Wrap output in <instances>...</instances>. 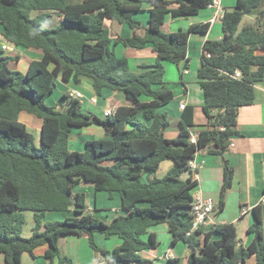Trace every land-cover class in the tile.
I'll return each instance as SVG.
<instances>
[{"label":"trees","instance_id":"1","mask_svg":"<svg viewBox=\"0 0 264 264\" xmlns=\"http://www.w3.org/2000/svg\"><path fill=\"white\" fill-rule=\"evenodd\" d=\"M213 0H0V34L14 46L41 51V60L29 63L25 73L13 70L10 62L18 56L0 55V254L6 264H22L25 253L33 255L47 246L48 264H72L63 256L59 239L70 234L87 236L91 248L114 264H154L139 254L155 251V234L148 242L142 237L152 227L168 224L172 244L183 242L189 250L186 264H246L251 256L264 264L262 210L253 208V223L248 232L254 239L248 247L239 245L234 224H218L213 231L204 227L192 235L191 206L198 182L192 177L190 161L205 148L224 158L231 139L238 135V114L252 105L255 85L264 78V0H237L222 18L224 37L203 45L199 84L204 95L202 111L208 129L191 142L195 108L186 106L180 117V131L167 139L169 115L158 109L169 104L174 94L164 81L165 63L185 62L189 68L188 41L191 34H206L210 24L192 25L187 30L166 33V17L191 18L212 5ZM150 6L146 27L134 15ZM248 16L240 35L238 24ZM57 18L53 25L52 18ZM109 20L127 24L129 38L112 39ZM121 43L142 50L152 45L157 54L153 65L130 68L127 58H119L110 45ZM240 72V78L234 77ZM92 80L98 95L104 89L121 94L128 103H109L108 113L100 118L84 112L79 99L63 94L57 105L48 106L60 79L64 83ZM27 112L42 120L41 144L19 120ZM101 126L107 137L88 141L84 151L70 149L72 128ZM174 166L163 178H151L163 161ZM144 177L148 180L144 181ZM234 171L224 160V177L218 204L225 206ZM90 183L109 197L118 193L125 215L105 223L87 214L86 195L74 193L81 183ZM72 211L62 221L43 222L47 212ZM33 213L35 225L24 238L25 213ZM44 228V229H42ZM113 235L122 244L110 252L95 242V234ZM213 233L219 234L213 240ZM179 264V260H172Z\"/></svg>","mask_w":264,"mask_h":264},{"label":"crops","instance_id":"2","mask_svg":"<svg viewBox=\"0 0 264 264\" xmlns=\"http://www.w3.org/2000/svg\"><path fill=\"white\" fill-rule=\"evenodd\" d=\"M237 0H220V9L209 6L202 9L197 16L191 18L172 19L167 16L162 30L166 33H175L179 30H187L192 25H201L209 23L210 27L206 34H191L188 41V57L190 58L189 68L184 73L185 62L176 65L170 62L165 63L164 81L167 87L174 94L173 100L158 109L159 112H167L169 115V126L165 131L167 139H175L180 131V117L182 111L181 104L193 106L195 108V125L192 128V136L197 138L201 131L207 130V119L203 114L202 107L204 104L203 91L199 84L198 71L201 67L203 54V45L206 41L221 40L224 37L222 29V18L224 13L234 8ZM150 6L145 4L144 10L134 15V19L146 27ZM106 26L110 29L112 39L129 38L133 31L127 24L118 25L107 20ZM6 45L10 50L0 52V55L18 56V61L10 62L9 66L13 70H19L21 64L26 72L31 61H38L42 58L41 51L26 49L22 46H14L5 41L0 34V47ZM119 50V58H127L130 68L133 71H139L142 65H153L157 60V54L154 52L152 45L148 44L142 50L127 48L118 43L114 46ZM264 55V52H260ZM173 64V65H171ZM24 72V73H25ZM57 87L47 99L51 101L50 106L57 105L63 94L68 95L70 91H78L82 94L79 99L82 103L84 112H92L100 118L108 114L109 103L117 101V106H124L128 103L123 96L116 91L104 89L101 95H98L92 86V80L87 77H81L80 82L68 83L56 80ZM255 98L252 105L241 108L238 114L237 131L231 139L228 151L224 158L219 155L209 153L210 148L198 151L194 157L196 168H190L191 171L184 172L183 179L192 177L198 182L197 192L204 197L212 198L216 203V210L211 216V222L205 231H213L218 224H234L237 228L239 245L248 247L254 239V235L248 232L253 223L252 210L260 206L263 219L264 233V78L258 82L255 87ZM96 99L93 103L92 100ZM19 120L23 122L27 129L34 135L35 144H41V126L42 120L27 112H21ZM35 131V132H34ZM107 134L101 126H88L83 128H72L70 133V149L82 152L86 142L106 138ZM224 160L234 171L232 187L227 191L225 197V206L219 211L218 204L220 200V191L224 177ZM174 166L170 159L163 161L159 171L152 175L151 178H163L168 171ZM148 178L144 177V181ZM74 193H84L86 195L87 214L95 218L111 223L115 218L125 215L126 211L122 207L120 195L114 193L109 197L107 192H98L93 184L81 183L74 188ZM72 211H51L47 212L43 222L62 221L69 216H74ZM26 222L35 225L33 213H25ZM44 229V228H42ZM32 231V230H31ZM32 233V232H31ZM155 234L160 246L155 251L145 250L139 255L152 260L154 264H172V260H179V264H186L189 256V250L186 245L178 242L172 244L173 236L169 232L168 224H162L152 227L149 233L142 239L146 242L150 240V235ZM96 244L104 250L114 251L122 244V239L117 235L107 238L104 234L96 233ZM219 234L213 233L212 239L218 240ZM59 248L63 256L72 261V264H114L106 261L100 254L95 252L87 236L78 237L77 235L62 236L59 239ZM47 246H40L33 251V255L25 253L22 256V264H48L44 255ZM0 264H6L4 255L0 254ZM240 264V263H238ZM246 264H257L256 257L251 256L247 259Z\"/></svg>","mask_w":264,"mask_h":264},{"label":"built area","instance_id":"3","mask_svg":"<svg viewBox=\"0 0 264 264\" xmlns=\"http://www.w3.org/2000/svg\"><path fill=\"white\" fill-rule=\"evenodd\" d=\"M213 7L220 9V0H213L212 5ZM2 52L10 50V48L6 45L1 46ZM184 73H187L186 70ZM241 74L240 72H236L235 76L236 78H240ZM68 95L71 98L81 99L82 94L78 91H70ZM93 103L96 102V99L92 100ZM185 104L180 105V109L184 110ZM111 111L109 110L108 113ZM191 142L196 143V138L194 136H191ZM190 168H196L194 164V159L190 161L189 163ZM216 210V203L212 198L204 197L200 192L196 193L194 195V201L191 206L190 214L192 216V228L187 233V235H192L195 231L200 229L201 227H207L209 223L211 222V216Z\"/></svg>","mask_w":264,"mask_h":264},{"label":"rangeland","instance_id":"4","mask_svg":"<svg viewBox=\"0 0 264 264\" xmlns=\"http://www.w3.org/2000/svg\"><path fill=\"white\" fill-rule=\"evenodd\" d=\"M52 22H53V25H55V24H57V18L56 17H54V18H52ZM110 49L111 50H113V51H115V53H116V55L118 56V54H119V50L117 49V48H115L114 47V45L113 44H111L110 45ZM0 52L2 53V54H4V52H2V49H1V47H0ZM165 65V64H164ZM171 65H173V64H171ZM12 68H14V67H12ZM17 71H19V72H21V73H24L25 71H24V69H23V64H21V66H20V69L19 70H17ZM46 104L48 105V106H50V104H51V101L50 100H46ZM35 132V131H34ZM33 134H35V136H38V133H33ZM37 146V145H36ZM188 172V171H187ZM184 174V173H183ZM197 192V191H196ZM196 194V193H195ZM32 230V224L31 223H27L26 222V224H25V226H24V229H23V232H22V236L24 237V238H29L30 236H31V231ZM182 243V242H181ZM183 244V243H182ZM184 245V244H183ZM158 246H160V245H158Z\"/></svg>","mask_w":264,"mask_h":264},{"label":"water","instance_id":"5","mask_svg":"<svg viewBox=\"0 0 264 264\" xmlns=\"http://www.w3.org/2000/svg\"><path fill=\"white\" fill-rule=\"evenodd\" d=\"M247 22H252V18L248 17V16H243V18L241 19V21L238 24L237 30L235 32V38H237L240 33L243 31L244 26Z\"/></svg>","mask_w":264,"mask_h":264}]
</instances>
